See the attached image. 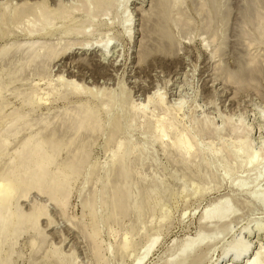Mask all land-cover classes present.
<instances>
[{"label": "rangeland", "instance_id": "1", "mask_svg": "<svg viewBox=\"0 0 264 264\" xmlns=\"http://www.w3.org/2000/svg\"><path fill=\"white\" fill-rule=\"evenodd\" d=\"M95 2L0 0V181L30 138L61 145L47 184L69 172L59 203L13 193L0 264H244L264 249V0Z\"/></svg>", "mask_w": 264, "mask_h": 264}, {"label": "bare ground", "instance_id": "2", "mask_svg": "<svg viewBox=\"0 0 264 264\" xmlns=\"http://www.w3.org/2000/svg\"><path fill=\"white\" fill-rule=\"evenodd\" d=\"M106 4L108 5L107 0H96L95 2V5L98 8H101V7L104 8L106 7ZM42 7L43 8L45 7L44 2L42 3ZM12 13L16 16L20 14L19 12H17V9H14L13 12H3L1 16L3 19H5V17H11L13 15ZM98 47L99 49H101V51L105 52L106 49L108 48V44L98 46ZM151 100H152V97L149 99V102ZM85 111L86 113L84 114L83 121L81 122L79 126L80 128L84 125L85 122L87 121L89 122V120H92V117L95 116V114L93 113L94 112L93 110H92L93 114L88 109ZM158 124H160V127L164 126V122L161 120ZM182 137L181 135L180 137L178 136L171 145H174L177 148L187 145L185 143L186 141H184ZM47 139L46 140L40 139L37 142H36L37 139L35 140V139L30 138L29 140H27L24 143L25 149L19 156V159H18L19 165L17 164L16 170L13 172V174L11 173L12 175L10 174V177L8 176L7 179L0 181V222H1L2 230L6 231L12 225L13 219L8 220L5 217V213L7 212L8 206L10 204V201L12 200L11 198L14 192L19 191V190L26 192V191L36 188L41 193L51 194V197L54 201L58 203L60 201L59 191L61 189V182L63 178L65 177V175L67 176L69 172L65 170L68 172V174H66L65 172H63L64 170H62L60 175L55 177L50 184L46 183V180L49 177L48 166L51 164V162L56 157V155L60 152V148H61L58 145L54 146V144H59V143L51 142L54 139H50V138L49 140ZM34 140L35 142L33 143ZM51 143H53L51 145L52 151L50 150L51 152H48L45 146L46 145L49 146V144ZM80 158H81V153L78 152L77 154L74 155L72 163L68 165L66 169H68L72 173L77 171L75 170L77 168L76 164L79 162ZM249 165L255 166L256 165L255 159H251L249 162ZM230 216H231V212L226 207H223L222 209H216V210L207 211L206 213H204L201 223L202 225L207 224L214 219H216L217 221H222L224 218L230 217ZM39 218H40V214H35L34 221H37ZM14 223H15V228L17 229L23 224V218L20 215L15 214ZM155 242H157L156 238L149 241L148 245L145 248V251L143 252V257L144 255H147L150 252ZM203 242L204 240L201 237V235H197L196 238L192 240L188 239L186 243H183L184 245H182V249L174 254V257L176 256V257L181 258L184 256H190L193 252L199 250L202 247ZM247 253H248L247 248L240 247V246H234L232 247V249H229L228 251L223 252L222 256L224 257L229 254H232L234 261L237 262L238 260L241 259L242 256H244ZM140 259H143V258H140ZM139 262H137V264H140ZM243 263L244 264H264V249L259 251L253 258Z\"/></svg>", "mask_w": 264, "mask_h": 264}]
</instances>
